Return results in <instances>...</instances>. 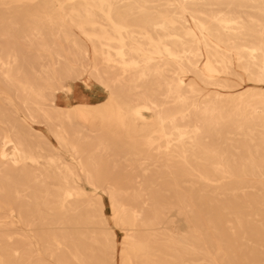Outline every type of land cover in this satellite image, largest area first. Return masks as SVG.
<instances>
[{
	"label": "bare ground",
	"instance_id": "obj_1",
	"mask_svg": "<svg viewBox=\"0 0 264 264\" xmlns=\"http://www.w3.org/2000/svg\"><path fill=\"white\" fill-rule=\"evenodd\" d=\"M0 264H264V0H0Z\"/></svg>",
	"mask_w": 264,
	"mask_h": 264
},
{
	"label": "rangeland",
	"instance_id": "obj_2",
	"mask_svg": "<svg viewBox=\"0 0 264 264\" xmlns=\"http://www.w3.org/2000/svg\"><path fill=\"white\" fill-rule=\"evenodd\" d=\"M74 87H75V89L76 90H81V89H83V87H82V83H76L75 85H74ZM89 96L92 98V99H96V100H100V101H102L103 99H104V97H105V92L103 91V89L101 88V87H99V86H96V87H94V88H92V91H91V93L89 94ZM87 192H89L90 191V189H85ZM104 202H105V204H106V198L104 197ZM106 214H107V216H106V220H107V223H108V225H109V227H112L113 229H114V227H113V224H112V222L110 221V218H109V212L107 211V209H106ZM172 221V220H171ZM177 225L176 224H173V227H176ZM115 230V233H116V239H115V241H116V251H118L119 250V248H120V245H119V242H120V239H121V232L119 231V230H117V229H114ZM116 261H117V263H118V258H116Z\"/></svg>",
	"mask_w": 264,
	"mask_h": 264
}]
</instances>
